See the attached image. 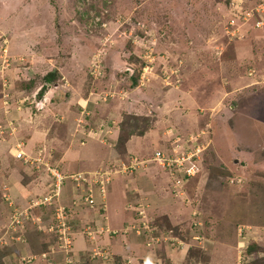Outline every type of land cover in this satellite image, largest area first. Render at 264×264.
I'll use <instances>...</instances> for the list:
<instances>
[{"label":"rangeland","instance_id":"1","mask_svg":"<svg viewBox=\"0 0 264 264\" xmlns=\"http://www.w3.org/2000/svg\"><path fill=\"white\" fill-rule=\"evenodd\" d=\"M254 2L259 1L0 0V253L19 250L16 264H264V27L258 29L249 22L243 38L230 40L226 35L236 12L231 11L232 5ZM59 65L64 73H82L88 79L77 87L80 93L90 91V86L94 94L104 93L106 102L97 107L126 104L134 100V94L137 97L154 87L160 98L145 101L146 110L129 112L120 107L115 128L120 131L125 123L138 128L131 137V152L122 148L119 157L134 154L142 162L156 151L167 152L176 137L183 143L189 134L205 131L202 142L208 146L202 157V177L187 182L184 196L175 195L171 181L164 183L165 189L157 184L156 197L166 192V198L170 197L165 209L156 204L142 208L139 201L152 197L142 188L138 199L131 200L124 227H109L104 233L93 221L94 209L85 208L82 194L81 201L72 202L78 215L57 217V203L65 204L60 199L71 202V171L64 173L68 177L53 205L43 203L49 189L42 195L44 186L39 181L33 189L38 192L35 201L22 194L17 201L19 180L28 186L41 175L46 178L44 167V173L36 172L34 165L12 154L15 137H21V133L13 135L21 130V121L12 114V103L14 112L21 108V68L42 77ZM145 66H150L149 73L139 77L134 86L138 90L132 93L128 68L144 73ZM173 73L182 74L176 78ZM42 85L40 91L49 84ZM49 86L53 88L46 91L49 98L56 90L63 93L71 88L59 82ZM59 100L65 101V93ZM164 101L169 107L159 110ZM30 110L32 122L39 113L34 102ZM108 112V108L101 111L107 117L104 120ZM34 143L30 141L25 149ZM30 150L28 154L37 155V149ZM131 158L123 160L129 163ZM25 166L33 168V173L24 172ZM145 166L158 178L167 177L156 162ZM121 177L114 175L110 191L107 188L110 193L112 185L116 187V203L124 191L117 186ZM4 194L21 209L17 224V219L11 222ZM36 202L37 206L31 205ZM66 217L72 223V229L66 230L72 231L71 249L62 247L67 243L60 233L68 226ZM103 224L107 229L109 224ZM79 237L107 242L108 248L124 246L120 254L109 249L112 254L105 258L94 253L96 245L92 252L87 246L78 248ZM21 243L26 247L23 253ZM22 257L32 261L21 262Z\"/></svg>","mask_w":264,"mask_h":264},{"label":"crops","instance_id":"2","mask_svg":"<svg viewBox=\"0 0 264 264\" xmlns=\"http://www.w3.org/2000/svg\"><path fill=\"white\" fill-rule=\"evenodd\" d=\"M249 26L250 25H248L247 27ZM247 27L246 29H248ZM21 66H23V64H21ZM25 67L21 68V83L22 82L24 83V85L21 87V90H20L21 91L20 92L21 102L19 103H20L21 108L18 111L16 109V112H14L13 110H15L16 105L12 103V114L14 115V118L19 119L21 121V130L19 129L18 132L13 133L14 136L21 133L20 134L21 137L17 135L15 137V141L16 142L20 141L24 143V150L27 154L32 153L30 148H33L35 150L37 149V151L43 150L44 159L46 161L51 162L54 165L57 164L56 166L58 167L60 172H62L63 174L69 171H71L70 173L86 172L90 174V173L97 171L100 168H106L108 165L113 164L116 161H121V158L119 157L115 149V146H113L116 143L118 139V135H119L118 128L116 129L115 126H118L119 124L117 120L118 118H120V115L122 113L121 110L125 109L126 111H129V112L146 110L148 107V104H146L147 102L145 101L158 100V98H160L156 96L155 93L157 92L153 90L154 87H151V88L147 87L145 92L142 90L139 93V95H137V97L134 94V100L137 103L134 102V100L132 99L131 102H127L126 104H123V103L120 104L117 102V105L113 104L111 105V107H109L110 106L109 104L103 105L101 107H97L98 105L94 103V100L96 99V97L94 95V91H91V86H90V91L88 90L87 92H84V93H80L77 90L78 86H82L83 84L86 85L88 79L85 78L82 75V73H64L63 72L64 70L62 71V67H60L59 65L56 68V70L58 69V75H59L58 82L62 84L63 86L71 85V88L66 87L68 89L67 90L65 89V91H63V93H65V101L61 102L59 100L62 97L63 93H61V91L63 89H60L61 91L56 90L54 92V97L52 98L53 102L51 104L49 103L48 107L44 109L42 112L36 113L35 117L33 118L34 121L30 122L29 121V118L31 117L30 108L32 107V102L35 99V97L53 88H51L48 85L47 89H41L40 91V88H42L43 86L41 83H37L35 84L33 88H29L28 84L33 79H35L36 73H28L27 69L29 68L25 69ZM70 74H73L72 79L69 77ZM173 74H174V77L180 78V75L182 73H177V74L173 73ZM164 86H167V85H164ZM12 88L13 87H11V89ZM97 88L98 87L95 84L93 89L97 90ZM133 89L134 91L130 90L132 91V93L138 90L137 87H134ZM62 104L65 106L63 107ZM169 104L166 101H164V103H162V105L158 107V109L166 110L169 107ZM121 106H123L122 109H120ZM82 107H86L87 110L86 109L85 110L88 112V117H87L88 127L96 126L102 121L107 122L112 126V134L110 135V140H109L111 145H104L100 142H97L95 139L85 137L82 134H80V137L76 135V119L80 118L79 114L81 115L82 113ZM105 108L109 109V112L107 113L109 115V118L106 120L104 119L107 117H104L101 114V111L105 110ZM56 111H58L59 113L57 114ZM31 126H33V129H31L32 128ZM83 138H86V139L88 138V139L85 141ZM80 140H84L85 143L81 145L79 143ZM30 141H35V143L30 144L29 148L25 149V145L27 148V144ZM132 142H133V139H131L128 142V151L130 152H131L130 148L132 147L131 145ZM28 155H31V154H28ZM133 155H130V158L133 157ZM33 156H36V155H33ZM134 157H137V156L134 155ZM137 158L139 159V157ZM152 158H153L152 156L146 157L144 158V161H146V163L148 162L151 163ZM79 167H81V169H78ZM146 167L147 166H142L137 171H133L129 175L121 177V182L117 186H119V189L120 187H122V190L124 189V191H123V194L120 193L121 199L119 200L118 203L114 201L115 195L113 194L114 189L116 187L114 188V186L112 185L111 192L110 193L107 192V196H106L107 203L106 204H107L108 223H106V225L109 224L110 229H120L121 227L122 228L124 227L125 225L124 221L130 218L128 211L131 210L132 205H133L131 203V200H136L138 196L137 192H142V188H144L146 192L149 191L152 197L150 198L151 199L150 201L148 199H141L139 203H143V200H144L145 202L149 204V206L150 205L154 206V204H156L157 207L160 206V207H163L164 209L167 203H168L167 206H169V203L171 204V201H169L170 197L166 198V196H169L167 192H166L167 194L166 196L164 193V195L161 196L160 198L156 197V192H158L157 191L158 186L163 187L165 189L164 183L168 181L170 184L171 180L168 179L167 173H165L167 177H165V179L163 180L155 176L153 172L151 171V169L146 168ZM33 168L36 170V172L44 173V171L42 170H38L35 167ZM33 168H29L28 166H25L23 171L26 173H33L34 171ZM145 168L149 170L146 172H141L142 169L146 170ZM38 181L42 182L44 186V190L42 193L43 195L44 192L48 190V186L50 185L49 184L50 179L47 173H46V178L45 176L41 175L35 181L31 182L28 185L30 186V188H28V186L21 185V181L19 180V182L17 183L20 186V188H18L20 192L18 193L16 200L21 201V194L22 196H27L30 198H34V199L37 198L38 192L36 194L35 192H33V189L34 188L36 189ZM79 189L80 188L77 186L71 189V194H70L71 201L74 200L76 196H78L77 192H79ZM29 191H30V195L28 193ZM108 191H110L109 188H108ZM96 195L98 198L97 199L98 204H102L103 199L99 197L97 192H96ZM108 195L111 196L110 200H108ZM60 201L62 203H65L63 205H65L69 209L72 208V204H70L71 202H68L66 200H61V199ZM74 211L76 212V210ZM92 212L96 214L93 217V221L96 219V222L98 224L104 222L102 221V219H100V217H98L97 209ZM88 214H85L84 217H87ZM90 217L91 215L88 218ZM105 217H104V220H105ZM34 242H36V240H34ZM122 242L123 241L121 240L120 243ZM22 244L24 243H21V245ZM76 244L78 248H82L83 246H86L84 245V242L82 241L81 238L77 240ZM123 246L124 244H121V245L115 244L113 245V247L109 246V249H112L111 251H113V253L120 254L121 253L120 251H122ZM130 246L134 247L135 243L132 242ZM22 248L26 249L25 244L24 246H21V253H23ZM19 254H20L19 250H13L9 252L8 254H5V256L3 257V263L4 264H16L19 256L21 255ZM7 260H9L8 263H7Z\"/></svg>","mask_w":264,"mask_h":264},{"label":"built area","instance_id":"3","mask_svg":"<svg viewBox=\"0 0 264 264\" xmlns=\"http://www.w3.org/2000/svg\"><path fill=\"white\" fill-rule=\"evenodd\" d=\"M231 11L236 12L233 14L234 17L232 16V19L228 22L226 26V35L230 40H232L233 38H243L244 30L248 26L249 22L253 23L254 26L258 29H262L264 27V0L258 2L254 7L250 8L249 10H243V7H239L238 5H232ZM2 62L7 63L8 60L3 59ZM128 69L130 75L135 73V69ZM143 70L144 73H140V78L144 77L146 73H149L150 66H145ZM169 79L170 76H168L165 80L168 81ZM6 86L7 85H5V87ZM47 94L48 92H46L43 97L34 101V108L36 111L42 112L48 107V104L50 103L51 99L48 97ZM102 94H94L96 97L94 103L96 105L100 104L101 102H106V97H102ZM85 109L86 107H82L81 117L77 120L76 133L82 134L85 137L98 140L103 144H107L110 140V135L112 134V126L109 123L102 121L96 126L88 127V112L86 111L87 109ZM204 134H206L205 131H202L201 133L196 132L194 134H189L188 136L184 137L183 143L181 142V137H176L175 142L171 146V149H169L167 152L156 151L154 153L152 161L156 162L162 169L167 172V175L172 182L173 191L176 196H184V188L187 182L189 180L191 181L196 177H199L203 173L204 168L202 157L208 146L207 143L202 142V137ZM83 139L86 140V138ZM84 140H80L79 143L84 144ZM12 150H14V153L12 154L16 159L23 161L25 164L30 163L31 167H33L34 165V167L38 170H41L43 167L46 169V173L50 179V185L48 186L49 194L46 195V197H44L45 195L42 196L44 197L43 203L46 205H53V200L56 199L57 201L59 199V196L61 194V186L63 185L66 177L68 176L60 172L56 165L44 159L43 150H39L36 156L28 155L24 150L23 142H17ZM131 160L132 161L129 163H125L122 161L120 162V164H110L106 168H100L90 174L82 172L70 175V178L74 182L75 186L81 188L84 192L83 199L84 203L86 204L85 207L90 209H106L107 188L111 184L113 175L120 174L122 176H126L132 173L133 171L139 169V166L146 165V161L143 160L142 162H140L137 157H133L131 158ZM96 192L98 193L99 197L103 199L102 204H98ZM4 198L5 202H7L6 204L8 205V207L11 208V222L14 223L15 219H17V222H15L14 224L19 223L18 217L22 215L21 209L14 206V203L11 201L9 195L4 194ZM35 200L36 198H33V201ZM36 204L37 202L31 205L35 207L37 206ZM57 204V217L63 216L64 214L71 217V209H69L65 205H61L59 203ZM148 206L149 205L147 203H141L142 208ZM50 215L52 219V213H50ZM65 221L68 226L66 227V225H64V227L62 228V232L60 233L62 234L61 239H63V241H66L67 243H63L62 247H64L65 249H71L74 244V241L72 239V231L66 230L70 228L72 229V227L68 222V217L65 218ZM10 227H12L11 223L9 225H6V231H8ZM97 227L99 228V231L102 230V232H107L109 230V227H107V229L105 226ZM140 228L141 227H139L138 229ZM144 229L147 230V232L150 234V231L148 230L147 226H145ZM75 230L77 229L75 228ZM94 234L95 233H92V235ZM68 236H70L71 239ZM152 239L154 238L152 237ZM95 252L97 256H102L105 258L109 256V254H111L110 252L105 250H96ZM31 261L32 259L30 260L24 257L21 258V262L29 263Z\"/></svg>","mask_w":264,"mask_h":264},{"label":"trees","instance_id":"4","mask_svg":"<svg viewBox=\"0 0 264 264\" xmlns=\"http://www.w3.org/2000/svg\"><path fill=\"white\" fill-rule=\"evenodd\" d=\"M258 1L260 2L261 0H258ZM256 4H257V2H254V4L247 3L246 5L243 6V10H249L250 8L254 7ZM139 77H140V73H134V74L130 75L128 82H130V85H131L132 88L134 86H136L135 84H138ZM58 81H59V75H58V71L55 69V70L50 71L49 73H46L42 77H40V75L37 76V77L35 76V79H33L28 84V87L29 88H33L35 86V84H37V83L44 84V86L46 84L55 86L58 83ZM23 85H24L23 82L20 83V86L18 88L21 90V87ZM38 97H40V95ZM125 125H126V127L121 128V130L119 131V136H118V139H117V143L115 145V149H116V151H117V153L119 155L122 154L121 153V149L122 148L127 152V150H128V142L130 141L131 137L133 136V132H135L137 130V128H138L137 125H135L133 123H125ZM129 156L130 155L127 156V154H126L125 158H122V156L120 158L126 159V161H128L129 160ZM74 213H76V212L74 210H71V216ZM100 217H102V219H104V216L100 215ZM70 224H72V223H70ZM75 227H78V226H75ZM93 230H96V227H94ZM78 239H76V242H77ZM82 241L84 242V245L87 246V248L91 249L89 252H92V249H94L95 247H96V250H105V251H109L110 252L108 246L106 245V244H108L107 242H105V244L104 243L103 244H99V242H93V240L91 238H88V240H86V241L83 239ZM87 241H89V242L86 243ZM94 245H96V246L94 247ZM257 250H258V248H257ZM95 251H94V253H95ZM4 256H5V254L0 253V264H3V257Z\"/></svg>","mask_w":264,"mask_h":264},{"label":"clouds","instance_id":"5","mask_svg":"<svg viewBox=\"0 0 264 264\" xmlns=\"http://www.w3.org/2000/svg\"><path fill=\"white\" fill-rule=\"evenodd\" d=\"M44 95H40V97H35V99L33 100V102L36 100V99H39V98H41V97H43ZM50 99H51V101H50V103L52 102V98H51V96H50ZM33 102H32V104H33ZM87 140V139H86ZM85 140V141H86ZM97 142H99L98 140H96ZM20 142V141H19ZM17 143V142H16ZM101 143V142H100ZM116 143H117V141H116ZM116 143L114 144V145H116ZM103 144V143H102ZM104 145H111V143L109 142V143H107V144H104ZM18 160V159H17ZM139 160V159H138ZM124 162V160L121 158V161H116L115 163L116 164H120V162ZM138 170V169H137ZM136 170V171H137ZM77 173H82V172H77ZM77 173H73V174H71V175H74V174H77ZM118 175V174H117ZM120 175V174H119ZM202 175V174H201ZM70 176V175H69ZM122 176V175H121ZM127 176V175H126ZM73 182V181H72ZM111 183H112V181H111ZM73 184H74V182H73ZM75 187V186H74ZM49 189V188H48ZM77 194H78V196H76L77 198H79V199H77L76 197H75V199L74 200H77V201H81L82 199H81V195L80 194H82L83 195V197H84V192L82 191V189L80 188L79 189V192H77ZM41 196V195H40ZM60 197V196H59ZM74 200H72L71 201V203L70 204H72V202L74 201ZM143 203H147V202H145L144 200H143ZM148 204V203H147ZM63 205V204H62ZM149 205V204H148ZM85 208H87V207H85ZM71 210H74L73 209V206H72V208H71ZM94 210H96V209H94ZM102 209H100V208H97V212H98V216L100 217V215L101 214H99V211H101ZM103 212H105V215H103L104 217H105V220L104 219H102V217H100V219H102V221H104V223H107L106 221H107V219H108V216H107V204H106V209L105 210H102ZM97 223V222H96ZM97 226H104V224L103 223H97ZM106 227V226H105ZM107 227H109V225L107 226ZM102 233H104V232H102ZM108 249V248H107ZM112 254V253H111ZM17 262H19V261H17Z\"/></svg>","mask_w":264,"mask_h":264}]
</instances>
